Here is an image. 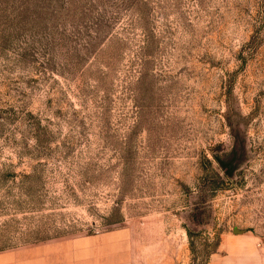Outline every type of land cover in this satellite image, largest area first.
I'll return each mask as SVG.
<instances>
[{
  "label": "rangeland",
  "instance_id": "obj_1",
  "mask_svg": "<svg viewBox=\"0 0 264 264\" xmlns=\"http://www.w3.org/2000/svg\"><path fill=\"white\" fill-rule=\"evenodd\" d=\"M115 231L264 264V0H0V252Z\"/></svg>",
  "mask_w": 264,
  "mask_h": 264
},
{
  "label": "crops",
  "instance_id": "obj_2",
  "mask_svg": "<svg viewBox=\"0 0 264 264\" xmlns=\"http://www.w3.org/2000/svg\"><path fill=\"white\" fill-rule=\"evenodd\" d=\"M125 231L0 252V264H133Z\"/></svg>",
  "mask_w": 264,
  "mask_h": 264
},
{
  "label": "trees",
  "instance_id": "obj_3",
  "mask_svg": "<svg viewBox=\"0 0 264 264\" xmlns=\"http://www.w3.org/2000/svg\"><path fill=\"white\" fill-rule=\"evenodd\" d=\"M221 164H222V162H220ZM222 165H224V164H222Z\"/></svg>",
  "mask_w": 264,
  "mask_h": 264
}]
</instances>
